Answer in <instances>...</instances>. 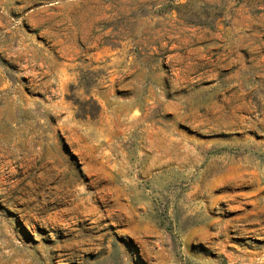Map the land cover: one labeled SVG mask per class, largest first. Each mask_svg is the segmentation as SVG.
<instances>
[{"label":"rangeland","instance_id":"374dc122","mask_svg":"<svg viewBox=\"0 0 264 264\" xmlns=\"http://www.w3.org/2000/svg\"><path fill=\"white\" fill-rule=\"evenodd\" d=\"M264 264V0H0V264Z\"/></svg>","mask_w":264,"mask_h":264},{"label":"crops","instance_id":"0c3cea01","mask_svg":"<svg viewBox=\"0 0 264 264\" xmlns=\"http://www.w3.org/2000/svg\"><path fill=\"white\" fill-rule=\"evenodd\" d=\"M169 262L168 261H164V264H168Z\"/></svg>","mask_w":264,"mask_h":264}]
</instances>
